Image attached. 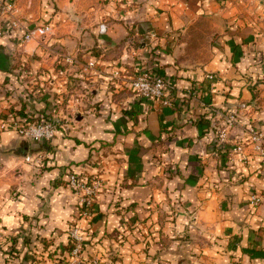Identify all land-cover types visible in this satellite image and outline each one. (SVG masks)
<instances>
[{"label": "crops", "instance_id": "0c3cea01", "mask_svg": "<svg viewBox=\"0 0 264 264\" xmlns=\"http://www.w3.org/2000/svg\"><path fill=\"white\" fill-rule=\"evenodd\" d=\"M55 2L48 38L22 44L9 26L0 38V117L14 108L63 120L46 144L0 131V264H70V171L102 183L94 218L79 223L92 232L83 264H264V202L250 205L264 195V164L245 132H264V0ZM38 3L16 1L29 30L52 9ZM144 72L166 79L172 107L123 80ZM209 107L238 114L228 146ZM187 212L198 222L183 241Z\"/></svg>", "mask_w": 264, "mask_h": 264}, {"label": "built area", "instance_id": "2783aa9c", "mask_svg": "<svg viewBox=\"0 0 264 264\" xmlns=\"http://www.w3.org/2000/svg\"><path fill=\"white\" fill-rule=\"evenodd\" d=\"M19 9L15 0H0V38H2L7 26L12 29L23 31L22 44H26L32 40L41 41L43 38H48L52 35V26L49 23H42L35 30L27 29L24 22L17 17ZM102 32L106 30V26L101 27ZM68 61H70L68 59ZM71 62V61H70ZM95 63H88L84 70H95ZM113 79H120L123 77L121 71L113 73ZM215 75H208L207 79L211 82L215 81ZM127 83L131 90L137 97L148 103H154L159 108L172 107L173 98L169 96L171 90L170 85L166 79L161 76L154 77L149 72L136 74L130 77H124L123 79ZM193 91L186 92V97H192ZM208 117L210 119L211 129L214 131L215 141L218 145L228 146L229 143V131L236 125H238V114L235 110L219 111L215 107H209ZM14 115L7 113L6 117L1 120L2 128L9 123L14 122ZM20 121V120H19ZM15 130L24 139L47 142L55 137L56 125L53 122L42 121L41 123L23 124L20 122H14ZM247 134V142L252 147V150L258 155L264 164V132L260 131L256 127H245ZM230 147V146H229ZM231 150V148H230ZM244 147L242 144H236L233 147V152L238 154L240 161L243 162L247 159ZM30 161V158H27ZM67 187L76 195L78 205L80 208V216L83 221L90 224L95 215V198L97 192L100 190L101 182L99 180H88L75 172H71L67 175ZM264 202V195H252L250 197V205L252 207H258ZM90 228H83L81 224H74L68 231L71 249H70V264H75V258L78 259L80 252L84 246V241L87 236H91L92 232L87 231Z\"/></svg>", "mask_w": 264, "mask_h": 264}, {"label": "rangeland", "instance_id": "374dc122", "mask_svg": "<svg viewBox=\"0 0 264 264\" xmlns=\"http://www.w3.org/2000/svg\"><path fill=\"white\" fill-rule=\"evenodd\" d=\"M15 1H18V0H15ZM20 1V0H19ZM22 1V0H21ZM37 2V4H39L38 2L40 1L41 3H42V0H33V2ZM47 1V5H49L52 9H50V11H48L47 13L49 14V16H48V18H42L41 20H39L38 21V23L39 24H42V23H47L46 21H51L54 17H53V15H55V14H57L58 13V8L56 7V2H55V0H46ZM40 3V4H41ZM45 22H44V21ZM90 89V88H89ZM14 93H15V96L16 97H19V98H21V99H23V97H25V99H27L29 96H31L32 98H34L31 94L32 93H30L29 94V90L28 91H26V92H23L22 91V89L20 90H18L17 92H15L14 91ZM28 94H29V96H28ZM37 95H39V94H37ZM23 101V100H22ZM20 110V109H19ZM19 110L18 109H14V108H10V109H7L6 110V113L5 114H3L1 117H0V131H4L5 129H11V130H13L14 132H16V134L18 135V136H20L18 133H17V131L15 130V125H17V124H14V122L16 123H18V122H20V123H23V124H33V123H41L40 121H36V120H38L39 118H41V117H32V119H35L34 121H32V122H26V120H25V118L24 117H22V116H20L19 115ZM7 113H12V114H15L14 115V122H12V123H8L6 126H5V128H2V123H1V120L2 119H4L5 117H6V114ZM33 116H35V115H33ZM28 117H29V115H28ZM59 119L60 118H57L56 119V131L55 132H57V129H59L60 128V126H61V124H62V121L63 120H60L59 121ZM20 120V121H19ZM55 136H56V133H55ZM21 137V136H20ZM23 138V137H22ZM55 138V137H54ZM53 138V139H54ZM53 139L52 140H50V141H47V142H36V141H31V140H29L30 141V143L31 144H37V145H40V144H46V143H50V142H52L53 141ZM33 160V158H31V160L30 161H27V158L25 159V161H26V163H30V164H35V163H37V161L39 160V157H37V158H35L34 159V161H32ZM71 172H74V171H70V172H68L67 173V175L69 174V173H71ZM76 173V172H75ZM90 180V179H89ZM93 180H99V179H93ZM100 181V180H99ZM101 182V181H100ZM101 185H102V183H101ZM101 188V187H100ZM71 191V190H70ZM72 192V191H71ZM98 193H99V191L97 192V195H98ZM76 196V195H75ZM96 198H97V196H96ZM96 198H95V208H96ZM80 208H79V205H78V214H79V222L77 223V224H79V223H81L83 220L81 219V216H80ZM185 216H186V218H187V221H186V225H185V230L180 234L181 236V240H183V241H188L189 240V238H190V236H191V234H193V232L196 230V228H197V222H198V216H197V214L196 213H192V212H187V213H185ZM75 225H76V223H75ZM90 231H91V229L90 230H88L87 232L88 233H90ZM92 237V235L91 236H87L86 238H85V241H84V244H85V242H86V240L87 239H89V238H91ZM83 249H84V246H83V248H82V251L80 252V254H79V257H78V259L77 258H75V264H83V262H84V259H83V257H82V254H83ZM90 264H101V258H96V259H93L92 261H91V263ZM230 264H237V261H232L231 260V263Z\"/></svg>", "mask_w": 264, "mask_h": 264}, {"label": "trees", "instance_id": "16d2710c", "mask_svg": "<svg viewBox=\"0 0 264 264\" xmlns=\"http://www.w3.org/2000/svg\"><path fill=\"white\" fill-rule=\"evenodd\" d=\"M19 115L24 117L26 122H32L34 121L35 119H32V118H29L28 115L25 113L24 109L23 110H20L19 111ZM36 121H46V122H53L54 124H56V122L52 119V117L50 115H43L41 116V118H39L38 120Z\"/></svg>", "mask_w": 264, "mask_h": 264}]
</instances>
